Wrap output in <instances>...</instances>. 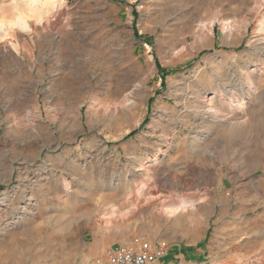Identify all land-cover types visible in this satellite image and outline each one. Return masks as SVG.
Instances as JSON below:
<instances>
[{
  "label": "rangeland",
  "instance_id": "rangeland-1",
  "mask_svg": "<svg viewBox=\"0 0 264 264\" xmlns=\"http://www.w3.org/2000/svg\"><path fill=\"white\" fill-rule=\"evenodd\" d=\"M170 235L264 264V0H0V264Z\"/></svg>",
  "mask_w": 264,
  "mask_h": 264
},
{
  "label": "built area",
  "instance_id": "built-area-1",
  "mask_svg": "<svg viewBox=\"0 0 264 264\" xmlns=\"http://www.w3.org/2000/svg\"><path fill=\"white\" fill-rule=\"evenodd\" d=\"M168 249L169 243L165 240L154 244L143 236H137L110 246L98 264H155L166 256Z\"/></svg>",
  "mask_w": 264,
  "mask_h": 264
},
{
  "label": "crops",
  "instance_id": "crops-1",
  "mask_svg": "<svg viewBox=\"0 0 264 264\" xmlns=\"http://www.w3.org/2000/svg\"><path fill=\"white\" fill-rule=\"evenodd\" d=\"M200 203L204 204L207 202L201 201ZM168 213L172 215V210L169 211ZM179 213H182L184 215L185 214L193 215L196 213V210H192L191 208H188L186 210H180ZM191 223L192 221L189 222L188 224ZM161 240H165L169 243V249L166 256L158 259L155 264H216L218 261L217 258L211 259V261L208 260L206 258V255L201 256L200 252L196 251L194 248H185V247L182 248L178 244L173 245L172 235H170L167 239H161ZM158 241L160 240L153 241L152 243L156 244ZM202 253L203 251H201V254Z\"/></svg>",
  "mask_w": 264,
  "mask_h": 264
},
{
  "label": "bare ground",
  "instance_id": "bare-ground-1",
  "mask_svg": "<svg viewBox=\"0 0 264 264\" xmlns=\"http://www.w3.org/2000/svg\"><path fill=\"white\" fill-rule=\"evenodd\" d=\"M258 79V78H257ZM258 83V82H257Z\"/></svg>",
  "mask_w": 264,
  "mask_h": 264
}]
</instances>
